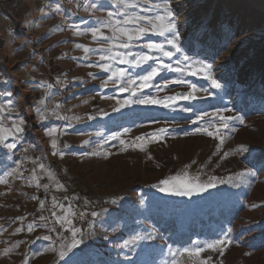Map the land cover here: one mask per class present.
Masks as SVG:
<instances>
[{
    "label": "rangeland",
    "instance_id": "rangeland-1",
    "mask_svg": "<svg viewBox=\"0 0 264 264\" xmlns=\"http://www.w3.org/2000/svg\"><path fill=\"white\" fill-rule=\"evenodd\" d=\"M117 2L109 0V6L101 9L92 7L100 0H0V107L13 102L11 114L7 108L0 113V122L11 127L13 120L25 121L15 149L0 144V178L7 180L0 183V264H170L169 250L174 249L161 233L163 220L182 211L190 218L201 212L207 199L225 205L233 195L246 191L245 208L231 223L233 242L222 256L206 250L201 257L214 264H264V0H156L167 2L175 13L181 52L175 53L163 37L155 35L136 42L131 51H147L139 46L147 41L162 43L174 52L170 60L160 53L149 54L185 71L162 69L152 86L136 95L121 92L112 81L103 87L109 73L95 66L103 53L89 30L99 26L108 12L117 11L111 6ZM77 44L96 51L86 55ZM184 55L190 60L183 61ZM193 62L194 67L200 62L211 64L221 88H212L201 74L190 75L185 65ZM112 63L125 68L133 79L148 67ZM149 64L154 66L155 61ZM180 79L197 86L196 100H177L169 108L120 106L148 96L163 99L186 93L187 83L172 82ZM41 99L48 113L55 109L66 118L52 115L41 121ZM186 107L194 111L181 110ZM224 109L231 110L224 115L244 123L231 121L235 131L225 133L227 139L217 150L219 141L197 128L207 127L210 117ZM203 112L209 117L197 121ZM51 128L57 129L55 137L46 134ZM161 128L167 130L164 135L151 140ZM114 134L117 139L111 138ZM53 138L56 149L51 147ZM133 142L143 144V150L127 146ZM241 145L248 150L238 151ZM33 161L44 164L64 187L58 189ZM34 168L40 183L49 184L48 191L29 182ZM246 169L254 175L220 183ZM13 170L15 174L6 175ZM185 173L199 183L214 176L216 186L192 196L159 191L161 180L183 179ZM53 198L65 208L73 207L77 215L72 226L81 229L76 238L83 240L63 260L58 253L71 233L52 216L53 211L63 215V209L53 208ZM239 201L234 200V205ZM93 211L98 214L95 218ZM41 216L46 219L40 220ZM28 224H33L32 232ZM137 234L151 238L125 245ZM45 235L51 239H42ZM200 244L207 243L202 240L196 246ZM9 248L12 251L5 254Z\"/></svg>",
    "mask_w": 264,
    "mask_h": 264
},
{
    "label": "snow or ice",
    "instance_id": "snow-or-ice-1",
    "mask_svg": "<svg viewBox=\"0 0 264 264\" xmlns=\"http://www.w3.org/2000/svg\"><path fill=\"white\" fill-rule=\"evenodd\" d=\"M145 5L141 8V3ZM109 6V0H100L99 4L94 3L92 5L93 8H105ZM117 9L115 12H108L107 17L101 21H98L99 26H93L89 31L93 41H96L100 44L99 51L103 54L99 56V61H108L107 63L97 62L95 66H97L102 72L109 73L106 80L102 82L103 87H107L109 81H112L114 85H119V90L121 92L131 91L132 95H136L137 92L142 91L145 88L152 86L151 82L160 75L162 69L176 71L183 73L185 68L176 67L173 68L171 64H165L162 59L158 57H154L149 53H160L163 57L168 58L169 60L173 57L174 52L171 50H167L162 43H156L152 41H147L140 47L147 49L145 52L133 53L131 48L135 45L136 42L144 40L145 37L149 35H155L159 37H163L164 41L167 45L171 46V49L175 50V53L181 52V47L178 44L179 40V31L177 28V24L175 23V13L173 9L167 2H156V0H118L115 5H111ZM123 9V11H121ZM128 9H133V11L129 12ZM136 9H140L136 11ZM162 10V14L161 11ZM143 12L144 14H141ZM104 29H106L110 35H106ZM77 35L82 34L80 31L76 33ZM77 48H82L86 55L96 51L95 49L89 48L84 45H76ZM115 49H123L128 51H116ZM131 57V59H129ZM190 60V57L187 55L183 56V61L187 62ZM149 61H155L154 66L149 64ZM112 62H117L121 65H128L129 68H141L144 65H148L147 69L143 75H138L135 79L131 78L127 72V70L123 67H115ZM177 65L180 64V61H176ZM193 63H188L185 65L186 68L191 69L189 72L190 75L196 76L201 74L205 80L210 81L211 87L214 89H220L221 84L217 79L212 76V65L208 63L200 62L199 66L194 67ZM123 81V83H121ZM173 83L178 84H188L189 91L186 93H178L175 95L165 96L163 99H157L155 97H143L138 98L134 101L129 100L125 101L124 104H121V107H124L129 103L136 104H144V105H156L159 104L165 108L171 107L177 100H185V101H193L198 97L195 95L199 89L195 84L188 83L187 81L180 79L172 81ZM52 85H48V88H51ZM204 91H207L206 89ZM8 95H11L10 93ZM211 95V93H209ZM12 104L11 100L7 101V104L0 107V113H3L5 108H7L8 113L12 112ZM41 106H44V110L39 111V119L41 121L49 118L52 115H55L59 119H65L66 117L60 116L58 112L53 109L50 113L47 112V107L45 105L44 99L39 101ZM56 108H59V105H56ZM116 110V109H114ZM185 112H193L194 109L191 107H186L181 109ZM231 111L230 109H224L223 111H217L210 117L207 127H199L197 128L198 132H203L209 137L215 138L219 143L217 144V150H219L220 146L224 144L227 139L225 133L229 131H235L234 128H231L230 122L234 120H239V123L243 124L244 121L235 116L224 115L223 112ZM47 113V115H46ZM18 115V114H17ZM205 117H209V113L203 112L202 114L197 115V121L203 120ZM92 119V117H89ZM216 122H212V120ZM196 121H193L195 123ZM25 121L22 118H18L17 120H13L11 127H6L3 122H0V144L8 150H13L17 147L19 142V135L24 131L23 124ZM127 131V130H126ZM167 130L164 128L158 129L156 132L152 133L150 139L158 140L160 137L164 135ZM57 129L51 128L47 130L46 134L50 137H55ZM9 138H12V142H8ZM112 139H117L118 137L114 134ZM145 137H136L137 141H144ZM51 147L56 149L57 140L53 138L51 140ZM121 144H125V141L121 140ZM133 148L139 147L143 150V144H137L133 142L130 145H127ZM67 147V145H65ZM248 149L246 146L241 145L238 151L246 152ZM55 154V153H54ZM98 153H93L96 155ZM61 155H63L61 153ZM229 155L228 152L223 154V157L226 158ZM41 172L46 175L49 181L55 183L56 187L63 188L64 186L59 182L55 181V175L50 170H47L45 165L42 163H36ZM20 166L17 165V168ZM16 170H13L12 173H6V175L15 174ZM254 175V173L246 169L243 172L236 173L234 177H229L227 180H221L220 183H229L232 184L233 180L239 181L242 177ZM216 177H210L207 183H199L195 180L190 181L187 177V173L184 174V178L173 176L168 179L161 180L159 191L164 192L166 194L174 195V196H192L194 194H199L206 191L209 188H213L216 186ZM30 183H35L37 188L43 187L45 191H48L49 184H41L40 178L37 175L36 169L32 170V174L30 177ZM0 183H7L6 179L0 178ZM156 187V185H153ZM35 199V197H33ZM53 208L59 207L63 209V215L57 216L56 212H52V216L56 218V223L64 228L66 225L67 231L71 233L70 241L64 243L62 245L61 250L59 251V258L63 260L73 249L77 248V246L83 243L82 239H77V235L81 234V229L72 226L73 220L72 217H75L77 214L73 211V207L69 205L67 208L64 207L63 204H59L53 198ZM115 202V201H113ZM41 207H44V202H40ZM97 213L95 211L91 212L92 217H97ZM84 213H79V218L83 219ZM44 216L40 217V220H45ZM46 226V225H45ZM92 225L90 224L89 227ZM27 230L29 232L33 231V224H28ZM21 231L20 228L16 229V232ZM232 233V229L228 228L227 232L223 234V236L219 239H216L210 243L204 244L202 246H194L192 248H183L179 250V252H173L171 249L169 250L172 255V260L170 264H177L176 256H187L189 258L190 264H206L205 261L200 259L201 253L206 250L219 251L220 255L224 254V249L228 244L232 243L230 239V235ZM150 236H141L139 234L132 237L131 240L125 241V245L132 244L134 242L150 239ZM42 239L50 240L51 238L47 235L43 236ZM18 245H14L13 247H17ZM12 249H5L4 253L7 254L11 252ZM210 259V258H209ZM24 264H28L27 261H24Z\"/></svg>",
    "mask_w": 264,
    "mask_h": 264
},
{
    "label": "trees",
    "instance_id": "trees-1",
    "mask_svg": "<svg viewBox=\"0 0 264 264\" xmlns=\"http://www.w3.org/2000/svg\"><path fill=\"white\" fill-rule=\"evenodd\" d=\"M248 191L241 193L240 195H233L230 198V203L211 204L215 198L207 199L202 203L201 212H197L190 218H185L183 211L181 213H172L170 218L162 221L160 225L161 233H163L169 240V244L174 249V252H179L183 248H192L202 240L205 243H210L214 239H219L227 232L228 228H231V223L237 213H240L245 208L244 199L247 197ZM219 198V197H218ZM239 198V202L233 201ZM204 210V212H203ZM156 217V216H155ZM155 219V218H154ZM159 223L158 220H155ZM230 239L233 242V233L230 235ZM184 241L183 244H178ZM200 246H202L200 244ZM200 259L205 261L206 264H214L205 260L200 256ZM177 264H190L189 258L185 256H176ZM224 264V263H223Z\"/></svg>",
    "mask_w": 264,
    "mask_h": 264
},
{
    "label": "built area",
    "instance_id": "built-area-1",
    "mask_svg": "<svg viewBox=\"0 0 264 264\" xmlns=\"http://www.w3.org/2000/svg\"><path fill=\"white\" fill-rule=\"evenodd\" d=\"M8 1H9V0H8ZM12 5L15 6V2H14V4H12ZM16 8H17V10H19V11H20V9H21V8H18V7H16Z\"/></svg>",
    "mask_w": 264,
    "mask_h": 264
},
{
    "label": "bare ground",
    "instance_id": "bare-ground-1",
    "mask_svg": "<svg viewBox=\"0 0 264 264\" xmlns=\"http://www.w3.org/2000/svg\"><path fill=\"white\" fill-rule=\"evenodd\" d=\"M251 1V0H250ZM252 3V2H251ZM252 4H254V3H252Z\"/></svg>",
    "mask_w": 264,
    "mask_h": 264
},
{
    "label": "crops",
    "instance_id": "crops-1",
    "mask_svg": "<svg viewBox=\"0 0 264 264\" xmlns=\"http://www.w3.org/2000/svg\"><path fill=\"white\" fill-rule=\"evenodd\" d=\"M3 1V0H2Z\"/></svg>",
    "mask_w": 264,
    "mask_h": 264
}]
</instances>
